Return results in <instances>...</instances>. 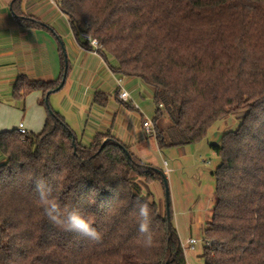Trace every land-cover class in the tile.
<instances>
[{
	"label": "trees",
	"instance_id": "16d2710c",
	"mask_svg": "<svg viewBox=\"0 0 264 264\" xmlns=\"http://www.w3.org/2000/svg\"><path fill=\"white\" fill-rule=\"evenodd\" d=\"M22 1L11 2L19 24L44 27L23 11ZM58 2L75 36L85 39L82 45L98 39L99 54L115 60V74L153 87V135L160 149L199 142L217 120L243 112L238 128L211 144L221 160L216 204L204 229L209 244L201 256L204 264H264V0ZM63 59L56 80L20 74L13 83L15 98L41 92L47 114L40 131L0 132V264H188L171 202L168 216L150 189L154 182L166 189L165 171L110 130L82 142L51 107L49 97L65 73L64 49ZM108 100L101 90L93 96L100 106ZM163 101L172 124L162 120ZM36 178L62 206L79 209L102 239L94 242L51 223L37 204ZM137 199L152 209L151 247L138 232Z\"/></svg>",
	"mask_w": 264,
	"mask_h": 264
},
{
	"label": "rangeland",
	"instance_id": "374dc122",
	"mask_svg": "<svg viewBox=\"0 0 264 264\" xmlns=\"http://www.w3.org/2000/svg\"><path fill=\"white\" fill-rule=\"evenodd\" d=\"M115 60L108 56L107 61L101 55L79 57L68 62L69 74L65 85L49 97L53 109L59 110L78 138L89 144L98 132L110 130L128 144L132 151L148 163L163 169L168 179L172 220L178 230L183 246L189 238L199 242L194 249L185 248L188 264H204L201 256L206 236L204 229L211 220L216 204L217 178L215 170L220 157L211 144H220L223 135L236 130L242 120L243 112L230 114L217 120L209 129L207 136L196 143L181 146H169L160 149L152 134L143 128V120H153L157 104L154 89L138 77L118 76L124 87L130 92L135 109H127L117 95L118 83L110 66ZM97 90L108 94L105 106L93 103ZM0 89V132L13 129L24 122L28 129L40 131L44 120L37 116L36 109L44 108L39 104L41 97L36 91L25 99L15 98L13 89L7 94ZM162 120L172 124L168 115V103L163 101ZM138 109H136V106ZM164 160L169 171L166 172ZM153 198L164 206L167 200L166 189L160 182L150 185Z\"/></svg>",
	"mask_w": 264,
	"mask_h": 264
},
{
	"label": "crops",
	"instance_id": "0c3cea01",
	"mask_svg": "<svg viewBox=\"0 0 264 264\" xmlns=\"http://www.w3.org/2000/svg\"><path fill=\"white\" fill-rule=\"evenodd\" d=\"M11 2L12 0H0V89L5 88L6 95H9L14 81L20 74L35 80L58 79L62 74L64 62L62 47L70 63L77 61L79 57L96 55L92 52L90 44L82 45L84 38L79 40L75 36L58 0L22 1L23 11L39 18L45 24L42 28L21 26L12 12ZM59 38L62 40V46ZM101 57L104 58L102 55ZM112 73L117 81L119 75L113 71ZM36 93L39 96L41 94L39 91ZM35 111L42 120L46 118L47 113L42 106ZM3 161L4 156L0 152V163Z\"/></svg>",
	"mask_w": 264,
	"mask_h": 264
},
{
	"label": "clouds",
	"instance_id": "9594fccd",
	"mask_svg": "<svg viewBox=\"0 0 264 264\" xmlns=\"http://www.w3.org/2000/svg\"><path fill=\"white\" fill-rule=\"evenodd\" d=\"M35 188L38 194V206L42 209L43 215L56 227L65 232H76L94 242L102 239L101 233L93 227L79 209L61 205L52 188L43 179H35ZM136 207L138 209V232L143 238L144 246L151 247L154 239L150 228L152 220L150 203L147 200L137 199Z\"/></svg>",
	"mask_w": 264,
	"mask_h": 264
},
{
	"label": "built area",
	"instance_id": "2783aa9c",
	"mask_svg": "<svg viewBox=\"0 0 264 264\" xmlns=\"http://www.w3.org/2000/svg\"><path fill=\"white\" fill-rule=\"evenodd\" d=\"M89 44L92 47V52L95 53V54H99V49L101 48V45H100V42L98 41V39H96V38H90L89 39ZM117 83H118V88H119V93H118L119 98L122 99V100H124V101H130L131 100V94L124 87V85L122 83V79L121 78H118L117 79ZM135 106H136V108H138L137 105H135ZM160 106H163V104H160ZM17 128H18V130L21 133H27L28 132V129L26 128L24 122H20L19 125L17 126ZM143 128H145V130H146V132L148 134H152V133L154 134L155 133V127H154L153 120H150V119H147V118L144 119L143 120ZM167 165H168L167 161L164 160V166L166 167V172L169 171ZM198 242L199 241L197 239H195V238H189L185 242V246L187 248L194 249L195 246H196V244H198ZM208 244H209V241L208 240H204V245H208ZM185 246L182 245L184 251H185V248H186Z\"/></svg>",
	"mask_w": 264,
	"mask_h": 264
},
{
	"label": "water",
	"instance_id": "95a60500",
	"mask_svg": "<svg viewBox=\"0 0 264 264\" xmlns=\"http://www.w3.org/2000/svg\"><path fill=\"white\" fill-rule=\"evenodd\" d=\"M64 49V48H63ZM65 73H64V77L60 83V85L56 88V90H60L65 82H66V76H67V71H68V58L67 55L65 53ZM166 194H167V200H166V206H167V211H168V216L170 215L169 209H170V197H169V188H168V182H166Z\"/></svg>",
	"mask_w": 264,
	"mask_h": 264
}]
</instances>
